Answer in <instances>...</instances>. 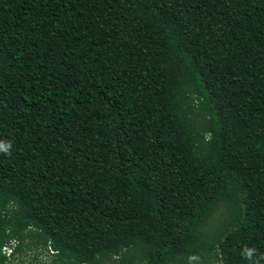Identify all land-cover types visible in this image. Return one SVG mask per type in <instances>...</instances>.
I'll return each mask as SVG.
<instances>
[{
  "label": "trees",
  "instance_id": "16d2710c",
  "mask_svg": "<svg viewBox=\"0 0 264 264\" xmlns=\"http://www.w3.org/2000/svg\"><path fill=\"white\" fill-rule=\"evenodd\" d=\"M0 145V264H264V0H0Z\"/></svg>",
  "mask_w": 264,
  "mask_h": 264
},
{
  "label": "rangeland",
  "instance_id": "374dc122",
  "mask_svg": "<svg viewBox=\"0 0 264 264\" xmlns=\"http://www.w3.org/2000/svg\"><path fill=\"white\" fill-rule=\"evenodd\" d=\"M222 210L217 212L216 217L211 225H208L207 232L209 234V231H215V227L217 226L218 220L217 219H223L224 215L222 213ZM221 227V225L218 227V229ZM53 259L52 253L49 249L43 250L38 248H24L21 253L17 254V262L16 264H52L51 261ZM191 264H197L192 263Z\"/></svg>",
  "mask_w": 264,
  "mask_h": 264
},
{
  "label": "built area",
  "instance_id": "2783aa9c",
  "mask_svg": "<svg viewBox=\"0 0 264 264\" xmlns=\"http://www.w3.org/2000/svg\"><path fill=\"white\" fill-rule=\"evenodd\" d=\"M15 244V241L14 242H12V245L10 246V245H8V244H4L3 246H2V253L3 254H5L7 257H9L10 256V254H11V252H12V246Z\"/></svg>",
  "mask_w": 264,
  "mask_h": 264
},
{
  "label": "clouds",
  "instance_id": "9594fccd",
  "mask_svg": "<svg viewBox=\"0 0 264 264\" xmlns=\"http://www.w3.org/2000/svg\"><path fill=\"white\" fill-rule=\"evenodd\" d=\"M0 147H3V145H0ZM12 242H14V240H12L8 245H12ZM7 244V243H6ZM16 245H17V242L15 241V244L12 246V251H13V249H15V247H16ZM49 250H50V252L51 253H53V251L49 248ZM10 256H11V254H10ZM9 256V257H10ZM7 257V256H6ZM9 257H7V258H9Z\"/></svg>",
  "mask_w": 264,
  "mask_h": 264
}]
</instances>
